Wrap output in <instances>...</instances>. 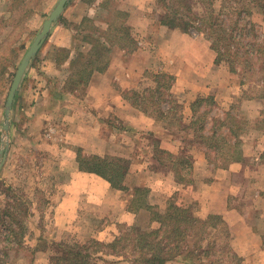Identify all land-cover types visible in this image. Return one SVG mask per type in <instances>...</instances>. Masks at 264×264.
<instances>
[{
  "label": "rangeland",
  "instance_id": "rangeland-1",
  "mask_svg": "<svg viewBox=\"0 0 264 264\" xmlns=\"http://www.w3.org/2000/svg\"><path fill=\"white\" fill-rule=\"evenodd\" d=\"M57 1L0 0V124L6 120V100L16 68ZM98 1L68 0L65 4L63 12L53 23L23 75L15 94L19 96V100L16 99L10 109V111L12 110V119L25 120L17 103L19 105L30 102L32 94L28 91V88L31 89L42 85L48 86L50 89V95L46 97L41 105L45 106V110H40L44 111L49 120H60L61 113L65 111L71 114L72 109L74 112L73 116L76 117V106L74 104V99L76 100V91H74V88H76V68L82 67L81 61H84L82 57L79 58L76 54L81 52V48L86 43L84 40L88 36H101L103 38L107 36L110 38L109 47L100 52L101 61L99 66L109 63L111 53L115 55L116 51L118 54L122 53V58L126 57V54L132 51L137 42L139 48L144 46L146 53L152 54V50H154L152 45H156L154 40L155 28L154 26L145 27L146 13L143 10L137 13L127 11L125 6L130 3V0ZM191 1L193 10L203 14L201 4L196 0ZM152 5L154 8L156 7L153 16L157 19L156 13L160 8L156 6V0L152 2ZM115 10L119 12L116 14ZM110 21L113 22L111 26L108 25ZM262 21L264 20L261 19L258 22V26ZM132 24L138 25L136 30L138 41L133 39V43L126 38V34L132 35L131 30L128 29ZM191 32L196 34L195 30H191ZM258 33L259 39L264 41V30L258 27ZM201 34L208 39L206 32ZM143 40L146 43L143 44ZM208 41L211 42L210 39ZM62 42H68L67 46L58 45ZM239 50L242 52L243 48H239ZM239 56H237L238 60L233 71L227 62L220 61L224 64L225 69L229 71V76L232 79L230 80L229 88L237 86L239 80L242 84L243 81L246 82L248 85H246L247 89L244 91V96H252L258 99L260 101L259 105L249 103L243 105L239 100L240 98L233 100V102H229V99L224 98L223 105L221 102L218 105L212 95H201L205 99H208L206 98L207 96H211L213 102L209 99L206 104L203 102L196 110V116H199V120L195 124H190L192 111L187 110L188 113H184L182 103L177 98L172 97L177 104L169 112L170 115L158 116L155 105L149 100L150 91L155 90L154 77L149 69L143 73L140 72V76L136 78L137 84L124 91V94L129 97H135L132 94V90H137L139 93H147L144 96L149 97V99L144 98L145 101L143 103L145 111L131 104V109H127L125 112L117 111L115 115H112L110 117L111 123L100 121L101 124L98 123L100 126L97 133L98 139L96 142H89L92 146L89 150L94 149L96 153H85V157L90 159L92 156L99 155L129 160L128 173L120 181V184L129 187V190L119 189L122 191L126 206H131L132 196H138L141 197L139 202H144L145 200V203L152 207L151 210L153 212H162L168 206V203L172 201L175 205L186 207L190 210L194 216L200 219L201 225L206 224V228L204 226L200 230L204 229L213 242L211 249L213 255L204 258L202 261L188 259L187 257H173L166 264H210V261L213 264H264V213L255 209L256 206L261 207L263 203L258 201V199L254 201L252 199V197H256L254 195L255 189L259 190L256 187V182L260 181V185L264 186V174H262L263 178H251L252 175H250L248 169L252 167L250 162L252 160L250 157L244 158L245 150L242 148L244 132L250 129L252 135L245 139L246 142L244 141L245 147H247L248 145L251 146L256 135L264 130V121H260L255 125L246 121L264 120V81H257V78L261 79L262 76L264 78V69L262 70V68L255 65V68L250 70L251 72L248 71L243 63L239 61V59L242 60L241 56ZM96 57L97 55L94 59ZM125 57L123 59L127 58ZM106 69V65H103L97 71ZM100 81L103 84V88L110 83L109 78ZM57 87L74 98H68L65 95L66 98L62 97L61 101L56 99L55 89ZM85 87L86 84H80L78 95L84 92ZM166 97L165 91L162 98ZM162 98L158 99V103L163 108H167V100L170 97L163 100ZM135 111L144 112L149 116H153L156 120H165L163 121L165 125L163 126L164 123H162V129L160 128L153 132L152 136L148 135V132L128 127L130 125L124 123L126 115H131ZM9 119L12 120L11 117ZM68 119L71 120V118ZM97 120L104 119H102V116H97ZM167 122H171V129ZM122 124V128H126L125 131L127 133L122 130L120 135L112 136V125L120 127ZM203 124L204 129L202 128V131L197 132ZM61 129L64 131H60V133L65 137L66 129L64 127ZM216 129L218 130L217 136L220 139L214 142L215 140L211 139L210 136L212 131ZM200 135H203V137ZM167 137L174 138L179 142V146L173 145L172 151H169L164 145L175 143H169ZM3 138H6L4 134ZM236 138L239 140L238 144L234 142ZM70 140L71 138L67 136L63 141L64 146L72 145L73 143ZM50 146L52 145L44 144L38 150L48 153L50 149L46 148H50ZM158 149L170 152L173 155L172 158H167L166 155L162 157ZM81 150L83 149L81 148ZM43 152L33 153L26 149L21 153L20 158H17L13 164L10 163L11 165L8 169L14 170V174L6 172V176L0 181V189H2L5 199L7 194V186L5 184H10L13 181H21L22 179L25 181L23 188L21 187L24 193H26L25 191L30 192V189L34 187V180L38 181L41 186H49L52 175L50 173L40 174L41 168L46 166V158L42 156ZM204 153L206 158H202ZM247 153H249L248 150H246ZM155 156L164 158L162 161L165 165L158 163ZM178 156L189 157L192 163L190 172L182 179L177 169V158H175ZM198 157H201V159L198 160ZM144 161L148 162L149 171L139 169ZM194 161H197V163L194 164ZM224 169L231 170L230 181L232 179L237 182L245 181L243 183L246 186L243 190V184L239 183L231 189L232 195H229L228 205L238 211H232V214L226 211L223 214L219 211V209L223 210L225 207L224 196L227 182L223 180ZM24 170L28 172V176L25 178ZM15 173L19 174L15 176ZM15 177L16 179H14ZM172 182H175L178 186V189L173 192H171L173 189L170 190L169 187ZM133 187L140 188V190L137 192L132 191ZM46 189L49 191V188ZM160 189L162 195L160 194ZM165 190H168V192ZM140 191H143V194ZM42 193L40 190L35 194L38 206L43 204L44 195ZM130 193L133 195H130ZM259 195L261 197L262 193ZM222 201L223 204L221 203ZM151 210L145 208H141L138 211L132 210L136 213V222L130 226H119L118 236L122 232L128 231L133 225L139 228L137 229L138 232L153 216ZM210 215L217 216L211 223L209 221L212 220L208 221ZM27 219L25 236L28 233ZM80 239L82 238L78 239L76 236H71L66 239L68 240L66 242L70 244L73 242L82 243L84 240L80 241ZM110 242L112 240L103 241L98 253H93L94 255L92 256L95 258L96 264H147L141 259L135 260L134 245L128 239H125V241L122 239V242H120V244L127 247L123 251L118 245L113 249L107 244ZM39 244L41 245L42 243L40 242ZM25 245L26 238L23 239L22 246L24 247ZM22 249L20 248L16 251L11 248L7 264H29L28 261H24L21 257L24 254ZM54 249L55 245L53 246V251Z\"/></svg>",
  "mask_w": 264,
  "mask_h": 264
},
{
  "label": "crops",
  "instance_id": "crops-1",
  "mask_svg": "<svg viewBox=\"0 0 264 264\" xmlns=\"http://www.w3.org/2000/svg\"><path fill=\"white\" fill-rule=\"evenodd\" d=\"M153 1L130 0V3L125 6L130 13L143 10L146 13L145 27L154 26L156 45H152L154 47L152 54L146 53L144 46L139 48L138 42L132 51L126 54L127 58L124 56L126 59L121 57L122 53L118 54L116 51V56L111 53L109 63L106 66L107 69L94 70V73L89 75L85 90L81 95H78L80 86L74 88L76 91V100L74 99L76 117L73 116L72 109L71 114L65 111L61 113L60 120H49L44 111H40L45 110V106L41 105L50 95L49 87L42 85L28 88L32 94L30 102L19 104L20 106L17 103L25 120L12 119L11 110L9 117L12 120H8L7 126H4V123L0 124V152L3 146L6 147L5 155L1 159L0 181L6 176V172L14 174V170L8 169V167L17 158H20L24 150L28 149L33 153L43 152L38 150L42 145H52L50 148H46L50 149V152H43L42 156L46 158V166L40 170V174L50 173L52 175L48 187L41 186L38 181L34 180V187L30 189V192L25 191L26 193H24L22 188L25 181L23 179L5 184V186L19 190L27 201L28 233L24 237V239L26 238V245L23 249L21 248L24 250L21 257L29 264H51L50 256L54 252L53 246L60 241H68L66 240L68 237L76 236L78 239L81 237L80 241L84 240L82 243L92 239L99 242L110 241L118 236L119 226H130L136 222V213L126 206L122 191L113 187L104 177L92 171L81 169L78 158L85 156V153H96L94 149L89 150L92 147L89 142H96L98 139L100 121L111 123L110 117L115 115L117 111L125 112V110L131 109V103L124 96V91L137 84L136 78L140 76V72L143 73L150 69L152 75L166 73L171 76L172 85L169 90L172 97L177 98L182 103L184 113H188L187 110L191 111L192 101L201 95H212L218 105L221 103L223 105L224 98L229 99V102L240 98L239 100L243 105L246 103L260 104L258 99L252 96H244V91L247 89L246 85H248L246 82L243 81L242 84L239 80L237 86L229 88L230 80H232L229 71L225 69L222 62H216V52L208 39L204 38L201 33L197 31H195L196 34L191 31L187 33L162 26L153 16L156 11V7L154 8L152 5ZM137 27V24L128 27L131 30V36L136 41H138ZM258 27L264 30V21ZM144 43L146 42L143 40ZM67 44L68 42H62L58 45L67 46ZM85 45V48L83 46L81 48V52L84 54L89 50L90 44L86 42ZM106 78H109L110 83L103 88L100 80ZM55 92V98L60 101L62 97L66 98L65 95L68 98H74L58 87ZM18 97V95L14 96L12 105ZM24 113L26 114L24 115ZM97 116H102L104 120H97ZM125 119L124 123L130 125L128 127L143 132H156V130L162 129L161 124L165 121L156 120L153 116L137 111L132 112L131 115H126ZM246 121L255 125L264 120ZM63 127L66 129L65 137L60 133V131H64L61 129ZM122 127L123 124L120 127L112 125L111 135L114 137L116 134L120 135L122 130L127 133L126 128L123 129ZM3 134L6 138H3ZM67 136L71 138L70 141L73 144L64 146L63 141ZM249 136H252L250 129L244 132L242 139L245 141ZM167 139L169 143H175L164 145L169 151H172L173 145L179 146V142L174 138L167 137ZM244 141L242 143V148L245 150L244 158L250 157L252 160L250 161L252 167L248 169L252 175L251 178H263L264 130L256 135L251 146L245 147L246 141ZM246 150L249 153L246 154ZM203 156L202 158H206L205 153ZM199 159L201 157H198ZM49 162H51L50 165ZM195 163L197 161H194ZM141 165L140 168L138 165L139 169L149 171L147 161ZM15 174L17 176L19 173ZM23 174L24 178L28 176V172L25 170ZM222 175H224L223 180L227 182V185L224 196L225 207L219 211L223 214L225 211L232 214V211L237 210L228 205L231 189L240 183L243 184L244 190L246 186L243 182L245 181L237 182L233 179L230 181L231 170L228 169H224ZM256 183V187L260 191L254 188L256 197H252V199L253 201L258 199L263 203L261 207L256 206L255 209L264 213V186L260 185V181ZM169 187L170 190L173 189L171 192L178 189L175 182L170 183ZM46 188H49V191ZM40 190L43 192L44 200L43 204L38 206L35 194ZM165 191L168 192V190ZM260 193H262L261 197ZM160 194L162 195L161 189ZM5 200L2 189H0L1 208L4 206ZM221 203L223 204V201Z\"/></svg>",
  "mask_w": 264,
  "mask_h": 264
},
{
  "label": "trees",
  "instance_id": "trees-1",
  "mask_svg": "<svg viewBox=\"0 0 264 264\" xmlns=\"http://www.w3.org/2000/svg\"><path fill=\"white\" fill-rule=\"evenodd\" d=\"M196 1L203 7V14L193 10L191 0H156V6L160 8L156 13L158 22L168 29L182 32L188 33L191 30H195L198 33L206 32V36L211 40L210 45L216 52V62H220L221 60L227 62L232 71L235 70L238 60L237 56L239 55L242 58L239 61L243 63L248 71L255 68V65L263 70L264 41L259 39L257 26L261 19L264 20V0ZM115 11L116 14L119 12L118 10ZM108 25H113V22L110 21ZM104 37L88 36L85 38L84 41L90 44V46L85 54L82 52L77 54V57H82L84 61H81L82 67L76 68V87L87 83L93 69L99 70L103 65L107 66L108 63L99 66L101 50L109 47L110 38ZM126 38L133 43L131 34H126ZM239 48H243V51L240 52ZM96 55L97 57L94 59ZM153 77L155 90L150 91V99L144 96L147 93H139L137 90H132V94L135 97H129L125 94L124 96L133 106L140 107L142 111H145L144 98L149 99L155 105L158 116H169V112L177 104L169 91L172 85V77L166 73L154 74ZM257 81H264L263 76L261 79L257 78ZM165 91L167 97H170L167 100V108H163L158 103V99L163 97ZM156 92L157 94H155ZM167 97L162 98V100L167 99ZM206 98L213 102L211 96H207ZM208 99L198 96L192 101L190 105L192 111L190 124H195L199 120V116H196V110L203 102L206 104ZM178 106L181 107L179 104ZM170 123L167 122L169 126H171ZM202 128L204 129V124L201 128L199 127L197 132L202 131ZM217 133V129L213 130L210 136L211 139L215 140L214 142L220 139ZM147 134L152 136L153 132H148ZM200 136L203 137V135ZM234 142L238 144L239 140L236 138ZM158 151L162 157L166 155L167 158H172L173 156L170 152L168 153L161 149H158ZM162 157L155 156L158 163L165 165L162 161L164 158ZM175 158H177V169L182 179L190 172L192 163L190 158L186 156ZM78 159L81 169L92 171L104 177L117 189L129 190V187L120 184V181L128 173L129 160L99 155L92 156L91 159L85 156ZM139 190L140 188H132V191L137 192ZM140 192L143 194V191ZM6 193L4 206L0 207V264H7L11 248L16 251L23 248L25 223L28 215L27 201L22 193L11 186H7ZM130 195L133 194L130 193ZM140 200L141 197L132 196V207H127L134 211H138L141 208L152 209L150 205L145 203V200L144 202H139ZM152 215L149 222L138 232L137 229L139 228L133 225L128 231L122 232L112 242L107 244L113 249L118 245V247H121V251H123L127 247L120 244V242H122V239L124 241L128 239L134 245L135 260L141 259L147 264H166L173 257H187L188 259L202 261L204 258L213 255L211 251L213 242L204 229L200 230L201 227L204 228L205 226L206 228V224L201 225L200 219L194 216L186 207L175 205L171 201L164 211H152ZM215 218H217L216 215H210L208 221L212 220L209 221L211 223ZM101 244L102 242L94 239L84 243L73 242L72 244L60 241L55 244L54 252L50 256V262L51 264H96L95 258L92 255H94L93 253H98ZM210 264H213V262L210 261Z\"/></svg>",
  "mask_w": 264,
  "mask_h": 264
},
{
  "label": "water",
  "instance_id": "water-1",
  "mask_svg": "<svg viewBox=\"0 0 264 264\" xmlns=\"http://www.w3.org/2000/svg\"><path fill=\"white\" fill-rule=\"evenodd\" d=\"M68 2V0H58L55 7L50 11L48 17L44 20L41 30L37 33L34 40L30 44L29 48L24 53L23 57L21 58L16 71L14 73V77L12 79L9 92L7 95L6 100V120L4 122V126H7V122L9 120V114L10 109L12 105V101L14 99V96L16 94V91L19 88L20 82L23 78V75L30 63V60L35 56L36 52L40 48L41 44L43 43L46 35L50 31V28L52 27L53 23L58 19L60 14L63 12L65 4ZM5 143V142H4ZM7 144V142L5 143ZM6 152V147H2L0 152V166H1V159H3Z\"/></svg>",
  "mask_w": 264,
  "mask_h": 264
}]
</instances>
